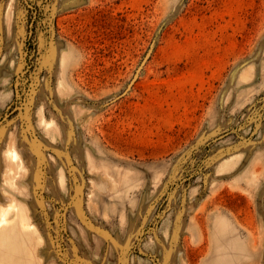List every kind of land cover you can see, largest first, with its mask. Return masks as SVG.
I'll return each instance as SVG.
<instances>
[{
    "label": "rangeland",
    "instance_id": "374dc122",
    "mask_svg": "<svg viewBox=\"0 0 264 264\" xmlns=\"http://www.w3.org/2000/svg\"><path fill=\"white\" fill-rule=\"evenodd\" d=\"M0 186V264H264V0H0Z\"/></svg>",
    "mask_w": 264,
    "mask_h": 264
},
{
    "label": "bare ground",
    "instance_id": "6f19581e",
    "mask_svg": "<svg viewBox=\"0 0 264 264\" xmlns=\"http://www.w3.org/2000/svg\"><path fill=\"white\" fill-rule=\"evenodd\" d=\"M10 2H12V0H9V7ZM5 156L7 159V167L4 168V182L8 186L17 187L19 186V182L17 181L16 176L18 174V171H13L11 168H9V164H13L16 169L21 167H27V165L23 161L19 151L14 145L8 147L5 150ZM0 189H2L1 186ZM1 209L3 211L4 216L10 213L13 214L10 223L11 225L13 224L14 219H17V225H20L18 228H21V223L24 221V216L27 214V211H24L23 208H20V204L11 196V194L6 193L4 201L1 204ZM4 221L5 218L1 217L0 224H3ZM6 264H11V262H6Z\"/></svg>",
    "mask_w": 264,
    "mask_h": 264
}]
</instances>
